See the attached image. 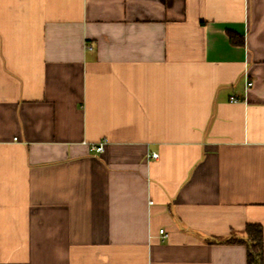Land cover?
<instances>
[{"label":"crops","instance_id":"crops-1","mask_svg":"<svg viewBox=\"0 0 264 264\" xmlns=\"http://www.w3.org/2000/svg\"><path fill=\"white\" fill-rule=\"evenodd\" d=\"M250 222L264 0H0V264H247Z\"/></svg>","mask_w":264,"mask_h":264},{"label":"trees","instance_id":"trees-1","mask_svg":"<svg viewBox=\"0 0 264 264\" xmlns=\"http://www.w3.org/2000/svg\"><path fill=\"white\" fill-rule=\"evenodd\" d=\"M230 39L235 44H244V36L229 31ZM225 242L241 243L247 247V264H264V228L261 223L250 222L245 227L244 235L231 234Z\"/></svg>","mask_w":264,"mask_h":264},{"label":"built area","instance_id":"built-area-1","mask_svg":"<svg viewBox=\"0 0 264 264\" xmlns=\"http://www.w3.org/2000/svg\"><path fill=\"white\" fill-rule=\"evenodd\" d=\"M252 85H253V80H251V79L249 78V76H247V77H246V88H249V87H251ZM232 100L236 101V100H238V99L235 98V97H232ZM91 149L94 150V151H96V152H103L104 149H105V142H104V141H101V142H99V143L92 144V145H91ZM151 155H152L153 157H158V153H152ZM160 234H161V237H162L163 239H165V238L168 237V232H167L164 228L160 229Z\"/></svg>","mask_w":264,"mask_h":264}]
</instances>
